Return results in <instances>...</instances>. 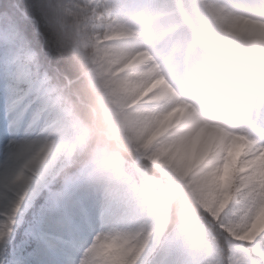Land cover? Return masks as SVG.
<instances>
[{"label": "snow or ice", "instance_id": "snow-or-ice-1", "mask_svg": "<svg viewBox=\"0 0 264 264\" xmlns=\"http://www.w3.org/2000/svg\"><path fill=\"white\" fill-rule=\"evenodd\" d=\"M120 40L150 42L142 63L163 46L189 85L211 52L264 44V0H0V264H264V110L158 150L121 127L134 150L85 159L119 117L88 49Z\"/></svg>", "mask_w": 264, "mask_h": 264}, {"label": "clouds", "instance_id": "clouds-1", "mask_svg": "<svg viewBox=\"0 0 264 264\" xmlns=\"http://www.w3.org/2000/svg\"><path fill=\"white\" fill-rule=\"evenodd\" d=\"M149 45L147 40H120L88 49L100 91L111 98L108 106L119 113L113 131L101 141L104 154L125 156L134 150L117 130L121 127L137 141H148L158 150L205 125L238 130L246 115L264 110V44L235 40L229 47L211 52L199 78L189 85L175 77L163 46L150 49L154 62L135 61L134 53ZM161 77L167 79L172 92L157 82ZM179 103L191 105V113L178 114L175 109ZM175 162L197 170L206 167L199 153L192 151L176 153ZM192 207L199 211L194 203Z\"/></svg>", "mask_w": 264, "mask_h": 264}, {"label": "trees", "instance_id": "trees-1", "mask_svg": "<svg viewBox=\"0 0 264 264\" xmlns=\"http://www.w3.org/2000/svg\"><path fill=\"white\" fill-rule=\"evenodd\" d=\"M108 137L107 130L103 124L99 125L94 131L92 140L90 142V147L85 155V159L91 156L99 155L103 157L104 150L101 141L106 140Z\"/></svg>", "mask_w": 264, "mask_h": 264}]
</instances>
